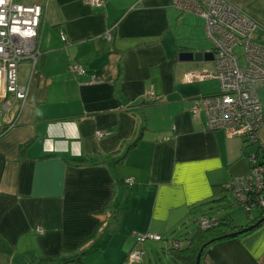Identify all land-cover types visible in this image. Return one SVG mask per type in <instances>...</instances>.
<instances>
[{"label": "crops", "instance_id": "1", "mask_svg": "<svg viewBox=\"0 0 264 264\" xmlns=\"http://www.w3.org/2000/svg\"><path fill=\"white\" fill-rule=\"evenodd\" d=\"M230 1L264 25V0ZM22 2L44 7L41 55L20 61L28 96L19 110L0 116V130L7 126L0 134V193L16 197L0 217V264H61L81 251L68 264H183L171 241L188 246L200 215L247 224L248 217L237 222L223 206V186L249 171L248 155L262 158L264 123L258 142L249 143L191 112L194 98L220 89L215 77L187 78L213 73V57L180 58L212 52L202 16L175 9L172 0ZM109 29L111 40L104 37ZM258 37L264 42V30ZM73 61L85 75L69 70ZM149 91L158 99L143 100ZM258 96L264 116V87ZM9 116L16 118L12 126ZM183 228L187 236H173ZM146 231L163 238L136 244L134 234ZM135 246L141 259L127 260ZM39 257L50 259L34 263ZM199 264H264V221L211 243Z\"/></svg>", "mask_w": 264, "mask_h": 264}, {"label": "built area", "instance_id": "2", "mask_svg": "<svg viewBox=\"0 0 264 264\" xmlns=\"http://www.w3.org/2000/svg\"><path fill=\"white\" fill-rule=\"evenodd\" d=\"M93 6H102L104 0H87ZM175 9L195 12L204 18L206 35L213 43L215 71L191 73L189 79L209 76L219 80L217 93L200 95L192 100L190 110L194 115L204 113L206 124L212 129H222L227 136H236L249 143L258 142V131L264 123L258 89L264 87V42L258 37L264 25L240 6L230 0H172ZM44 13L40 3H25L15 0H0V116L12 109L19 110L28 96V86L19 83L18 66L23 59L36 60L41 55L39 28ZM65 40V35L60 34ZM111 40V29L104 34ZM241 46L237 53L235 47ZM77 76L86 74L85 68L76 61L68 65ZM89 74V82H95ZM153 91L144 94L143 100L155 101ZM9 126L15 124L14 117H7ZM7 128V126H6ZM96 137L103 132L97 130ZM249 171L234 174L223 188L233 202L249 212L253 208H264V149L262 158L248 155ZM132 183L131 179H128ZM252 215V214H251ZM199 228L214 226L215 218L202 214L198 217ZM38 231H42L40 228ZM135 243L161 240V234L146 231L134 234ZM172 247H180L178 240ZM142 251L132 248L127 260H140Z\"/></svg>", "mask_w": 264, "mask_h": 264}, {"label": "trees", "instance_id": "3", "mask_svg": "<svg viewBox=\"0 0 264 264\" xmlns=\"http://www.w3.org/2000/svg\"><path fill=\"white\" fill-rule=\"evenodd\" d=\"M6 129H7L6 127L2 128L0 130V134L3 133L4 130H6ZM140 134H141V132H139L138 135H136L133 138V140L128 144L127 149L130 147H133V145H135V143L140 138ZM27 144H28V142L22 144L20 146V149L22 150L23 147H25ZM15 199H16V197L14 195L6 194V193H0V217L3 214V212L15 202ZM258 211H259L258 214L256 216H253V217H251L252 215L249 212H246L249 221L247 222V224L245 226H248L249 224L255 222L256 220H258L259 218L264 216V208L259 209ZM215 219H216L217 223L214 226H212L210 228H206V229L198 228L196 230V232L194 233V235L189 239L188 246H186L185 248H183L181 246L176 247V248L172 247L174 254L183 261V264H195V258H196L198 251L200 250V248L204 244H206L205 247L202 249V252H203L208 245H210L213 242L218 241V240H214V241L208 243L209 240L214 239L216 237L226 235L228 233L236 232V231L245 227V226H237V225L232 224L231 217L227 214L220 216L218 218H215ZM263 221H261L258 225H260ZM258 225H256L255 227H257ZM254 228H252V229H254ZM249 231H247V232H249ZM247 232H243L241 234H245ZM241 234H238V235H241ZM238 235H235V236H238ZM235 236H233V237H235ZM226 238H231V237H226ZM226 238H222V239H226ZM222 239H219V240H222ZM202 252H201V254H202ZM82 254H83V251L77 253L71 260H65V261L61 262V264H68L71 262H75L76 260L80 259ZM49 259L50 258L39 257L38 259H36V261L34 263L41 262V261H47Z\"/></svg>", "mask_w": 264, "mask_h": 264}, {"label": "water", "instance_id": "4", "mask_svg": "<svg viewBox=\"0 0 264 264\" xmlns=\"http://www.w3.org/2000/svg\"><path fill=\"white\" fill-rule=\"evenodd\" d=\"M212 57H213V53L212 52H203V51H200V50L194 51V52L188 51V52L180 53V58L184 59V60H195V61H199V60H202V59L210 60V59H212ZM263 220H264V216L259 218L255 222L249 224L248 226H245L244 228L236 231V232L228 233L226 235L211 239V240H209L208 243H210V242H212L214 240H219V239L226 238V237H233V236L241 234L243 232H247V231L251 230L252 228H254L256 225H258ZM205 245L206 244H204L200 248V250L198 251L197 256H196V260H195V264H199V257L201 255L202 249L205 247Z\"/></svg>", "mask_w": 264, "mask_h": 264}, {"label": "rangeland", "instance_id": "5", "mask_svg": "<svg viewBox=\"0 0 264 264\" xmlns=\"http://www.w3.org/2000/svg\"><path fill=\"white\" fill-rule=\"evenodd\" d=\"M15 1H24V0H15ZM235 49H236V52L239 53L242 50V47L241 46H237V47H235ZM224 195H225V198H223V200H224V205L223 206L225 208H227V209H231L232 210V212L234 214V217H235L237 222H241V221L244 222L246 220V218H247L246 211L241 209V208H238L236 205H234L236 209H233L232 205H228L229 202H233L232 198L230 197V195L228 193H225ZM233 204H234V202H233ZM258 212L259 211H258L257 207L253 208L251 210V214L253 216H256L258 214ZM195 223L196 222L193 219L190 218L189 224L191 225L190 228H192L191 231H195V229H196ZM185 229L186 228H183L181 231H178L177 234H175L173 236L176 237L177 239H182L183 237L188 235L185 232ZM171 236H169V238H171Z\"/></svg>", "mask_w": 264, "mask_h": 264}]
</instances>
